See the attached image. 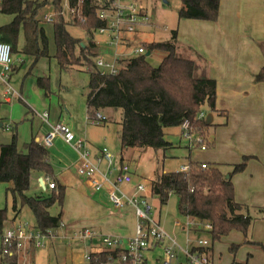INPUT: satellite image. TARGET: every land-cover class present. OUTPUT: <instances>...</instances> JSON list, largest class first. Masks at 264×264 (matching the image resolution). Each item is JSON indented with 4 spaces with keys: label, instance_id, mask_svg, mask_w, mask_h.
<instances>
[{
    "label": "rangeland",
    "instance_id": "obj_1",
    "mask_svg": "<svg viewBox=\"0 0 264 264\" xmlns=\"http://www.w3.org/2000/svg\"><path fill=\"white\" fill-rule=\"evenodd\" d=\"M39 2L46 1L39 8L38 18L43 24L47 39H48V56L40 57L35 62L32 56L23 55L20 53L12 54L15 70L11 76L13 87L20 89L23 86V96L26 92L28 99L22 97L20 101H13L10 104L2 103L0 107V117L2 127H0V143L8 142L10 135L14 130L17 136V147H22L25 141L29 138L43 132L46 127L34 112L40 111L41 103L53 102L52 111L55 114L62 113L65 117L69 113H73L72 119L78 123H82L81 116L85 111V92L87 91L88 70L89 65L85 61H80L74 64L68 71H60L57 60L55 58V42L53 34V22L57 16V9L54 6L53 0H37ZM61 1V15L67 25L68 32L79 38L82 42H87L85 30L80 27L81 20L78 24H73V16L68 9V0ZM141 4L147 5L149 11V19L146 22L138 23L135 26L134 33H129L126 36L121 35L119 38V47H111L107 45V39L102 35L95 34V42L97 43L98 56H102L103 60L110 61L115 54L118 55L117 62L123 61L122 66L126 64V59H129L139 53H135L134 49L138 46H143V43L152 41H165L170 39L171 31L178 30V42L176 43L175 54L194 60L199 66L200 71L206 68L208 74V63L197 51L188 45H184L188 38L194 34L192 26L195 19H178L177 9L180 6V0H140ZM237 3L244 6H255V13L252 16L251 24L255 25V29L264 32V0H237ZM55 16V17H54ZM12 15L0 13V25L6 24L12 20ZM180 40V42H179ZM24 38L22 30L18 38V47L23 45ZM182 42V43H181ZM145 48V47H144ZM76 55L78 49H75ZM97 56V57H98ZM120 56V58H119ZM149 56V61L153 66H156L161 59L158 51H152ZM24 60L20 65L21 60ZM250 64L252 61L245 59L241 64L242 85L246 74H250V70H257L259 64ZM20 67L18 68V66ZM119 65V66H121ZM18 68V70H17ZM17 70V71H16ZM47 77L50 83V93L46 94L43 87L38 83L39 77ZM253 79V75H252ZM2 88V86H0ZM66 89H69L68 91ZM61 90V92H60ZM241 95L233 93L223 102L226 114L215 115L205 104L202 107V113L205 115L204 120L209 124L208 129L203 133L205 142L202 141L197 145V140H201L202 136L198 133H192L189 126L185 127L183 123L180 126L167 127L164 129L165 139L171 143L168 148L162 149H139L134 148L128 150L124 154V161H127L131 166L132 182H142L149 187L156 171H174L180 165H185L188 162V155L192 160L197 162H206L207 164L216 162L220 166L221 171L227 175L233 170V164L243 161V155H248L245 169L234 174L232 180L234 183V197L237 201L246 204L251 216L254 218L250 230L247 234L251 240L259 241L264 244V143L262 138H255V128L261 129L262 115L264 113V82H254L250 84L248 89L243 90ZM60 96L65 98V104L60 100ZM30 101H35L38 106H32ZM2 102V101H1ZM56 106V108H55ZM111 111H103L106 116V122H98L99 125H90L93 133H105L109 136L112 145L105 146L107 150L118 159L119 147L117 146V132L121 133V109L111 108ZM100 111V110H99ZM38 113V112H37ZM40 114L42 112H39ZM48 113V111H47ZM255 113H258L257 119ZM25 116L26 120L16 124V129L12 125V121ZM201 116V115H200ZM228 118V119H227ZM49 122V118H48ZM96 123V124H98ZM105 123V124H104ZM55 124V123H52ZM5 125H12V129L5 131ZM187 132V135H186ZM6 140V141H3ZM206 144V150L199 149L201 144ZM53 148H47L50 156V163L54 172H58L64 166L67 168L68 160H73L77 152L66 143H57ZM53 149V151H51ZM106 167L105 163H101V168ZM42 174L33 172L31 175L30 186L26 191L28 196H46L51 190L43 188L38 181ZM46 179V177H44ZM50 179V178H49ZM51 180V179H50ZM10 183L0 182V208L6 207L8 227L12 222L14 224L28 222L34 224L35 219L31 211L23 206L17 216L14 217L12 210V197L7 187ZM86 197H91V194L83 187L81 188ZM98 200V199H97ZM105 206L110 208V211L123 213L114 208L106 199L101 201ZM153 205V215L161 218V223L164 229L174 236L178 243L189 247L196 246L198 239H205L210 248V258L212 264H230L234 259L236 263H243L247 259L248 253L251 256L247 259V264H264V252L257 246L252 244H243L237 253L233 256L228 247L232 243H242L243 234L238 230H234L229 234L222 236L219 240H212L208 233V221L198 222L190 217H184L178 213L177 198L175 195H170L166 204L161 205L155 197L151 198ZM50 211L54 214L58 211V206L53 205ZM80 211V202L73 196L66 198L63 212L70 217ZM111 211L112 214H114ZM116 217L120 223L116 228L128 230V222L132 216L120 214ZM13 219V221H12ZM76 222H71L74 229L88 225H84V217L75 218ZM179 220L180 224L177 227L173 226V221ZM12 221V222H11ZM121 223L125 224L124 227ZM181 231V236H179ZM134 232V230H133ZM102 234L101 232H98ZM179 233V234H178ZM179 236V237H178ZM90 250V247L77 239H73L71 234L67 235L64 230H57L56 235L44 241V245L38 248H31L27 253H17L18 264H86L83 255ZM162 250L157 248L154 251L146 252L147 264H158L155 260L161 257ZM160 264V263H159Z\"/></svg>",
    "mask_w": 264,
    "mask_h": 264
},
{
    "label": "trees",
    "instance_id": "obj_2",
    "mask_svg": "<svg viewBox=\"0 0 264 264\" xmlns=\"http://www.w3.org/2000/svg\"><path fill=\"white\" fill-rule=\"evenodd\" d=\"M220 0H180L177 9L178 19H195L215 22L219 15ZM57 16L53 22L55 42V58L60 71H68L72 65L81 60L89 65V78L86 93V111L88 119L104 108L121 109L120 158L134 148L165 149L171 143L165 139L164 129L180 126L187 122L193 133L202 136L200 142H205L203 133L209 124L201 117L203 105L215 110L216 81L209 77L206 68L200 71V66L192 59L175 54L177 29L171 31L170 39L143 43L146 53L158 51L160 62L153 66L148 54H138L123 61L117 73L103 74L95 65L99 55L95 50V30L105 26V21L98 18V5L95 0H82L81 14L85 21L80 27L85 30L87 42L72 36L68 30L69 22L61 15V1L53 0ZM46 1L37 0H0V13L12 15L10 22L0 25V43H8L12 54H23L33 57L34 62L40 57L48 56V39L42 23L38 18L39 8ZM76 0H68L70 7ZM78 24L75 16L71 20ZM22 30L24 42L18 47V38ZM75 49H78L76 55ZM120 58V57H119ZM21 62H23L21 60ZM21 65V63H20ZM19 65V67H20ZM18 67V68H19ZM17 68V69H18ZM11 70H15L12 62ZM255 82H264V64L253 74ZM38 83L45 93H50V83L47 77H39ZM21 99V98H20ZM19 99V100H20ZM2 102L0 101V107ZM226 114V110H217ZM1 120V117H0ZM264 137V114L262 121ZM248 155L243 161L233 164V170L226 176L216 162L201 167V162L192 160L188 155L187 171H156L150 183L151 196L166 204L170 195L177 198L178 213L198 222L208 221L207 230L212 240L238 230L243 234L242 243H232L228 247L234 256L243 244H252L264 252V244L251 240L247 234L253 222L250 209L246 204L237 202L234 197L232 176L242 172L247 164ZM38 172L43 177L54 181V188L46 196H28L31 175ZM0 182L10 183L7 191L12 197L14 217L23 206L27 207L34 216L35 227L42 233L48 229H56L62 220V208L65 185L61 184L54 175L47 147L39 141L31 139L17 147V136L13 132L8 143H0ZM58 206L56 214L50 208ZM7 220L6 207L0 208V236ZM71 224H64V233L71 232ZM209 246L198 248L200 251H210ZM195 249V248H194ZM107 253L98 254L105 259ZM210 256V253H209ZM251 256L250 253L247 255ZM247 259L243 263L247 264ZM0 264H18L17 255H2Z\"/></svg>",
    "mask_w": 264,
    "mask_h": 264
},
{
    "label": "built area",
    "instance_id": "obj_3",
    "mask_svg": "<svg viewBox=\"0 0 264 264\" xmlns=\"http://www.w3.org/2000/svg\"><path fill=\"white\" fill-rule=\"evenodd\" d=\"M167 1L163 0V2ZM95 3L98 5L96 12L98 18L106 24L96 28L95 34L106 38L107 45L111 47H119L118 41L121 35L134 33L138 23L142 24L149 19L145 5L141 4L140 0H95ZM81 6L82 0H76L74 6L68 5V9L74 15L73 17L76 16L84 22L85 17L81 14ZM134 52L144 54L146 50L140 45L134 49ZM117 58L118 55L115 54L113 58L110 57V61H107L103 60L102 56H98L95 58V65L103 74L117 73L120 68ZM12 62L10 45L0 43V83L3 88L2 97L7 101L14 98L13 96L18 97V93L9 83ZM41 117L47 120V113L43 112ZM104 119L101 112L97 111L92 118H89V122L96 124ZM184 126L187 127L188 124L185 123ZM56 136H61L77 152L78 162L75 172L87 181L90 189L93 191L106 189L107 198L114 208L126 211L130 209L135 216L134 232L130 237L100 234L85 226L78 229L72 227L71 237L90 247V250L83 255L86 264H147L146 252L157 248L162 250L160 264H212L209 253L198 249L208 245L205 239H198L194 247L181 245L160 225L158 217H155L152 212L150 186L147 187L139 182L130 191L124 188L132 184L131 166L127 161L115 160V156L105 147L93 155L87 141L77 137L64 122L51 125L39 142L49 148L53 145ZM206 148L205 143L199 146L201 150ZM101 163L106 164L104 169L101 168ZM201 167L206 168L207 163L201 162ZM188 168L185 164L178 170L187 171ZM42 182L48 189L54 188V181L48 177L42 179ZM64 224L61 221L58 228L48 229L42 233L34 224L12 222L8 227L3 228L0 236L1 254L4 256L27 253L31 248L42 247L46 239L56 235L57 230H63ZM179 224V220L173 221L174 226ZM207 226L209 229L210 224L207 223ZM102 252L107 253L105 259L98 256Z\"/></svg>",
    "mask_w": 264,
    "mask_h": 264
},
{
    "label": "crops",
    "instance_id": "obj_4",
    "mask_svg": "<svg viewBox=\"0 0 264 264\" xmlns=\"http://www.w3.org/2000/svg\"><path fill=\"white\" fill-rule=\"evenodd\" d=\"M147 8L148 6L145 5L146 12L149 13V11H147ZM254 13H255V6L254 7L252 5L244 6L242 4L237 3V0H220L219 15L217 20L215 22L206 21V20H194L195 22L192 26L194 34H192L190 38H188L185 42H183L184 45L193 47L197 51V53H199L208 63V75L209 77L213 78L216 81L215 110H211L210 108L209 109L217 116L221 114L217 110L226 109L225 108L226 105L222 103L224 101L223 99L227 98L233 93H239L241 95H244L242 94L243 90L248 89V86L250 84H254L255 82L254 79H252V75L255 72H257L260 66L264 64V32L256 30L255 25L250 23ZM177 36H178V30H177ZM177 41H178V37H177ZM255 57L257 58L256 64H259V66L256 71L255 68H252L250 70V74L245 73L247 77L244 78L243 80L244 85H242V79H241L242 74H241L240 66L245 59L251 60L252 62L250 64L255 65ZM22 61L24 62L23 59ZM23 62H21V65L23 64ZM13 72L14 71H12L10 74L9 83L12 86V88L18 93V97L13 96L14 98L7 101L2 97L3 88H0V101H2V103L10 104L13 101L17 102L22 100V97L29 100L25 91H24L25 95L23 96L22 84L19 90L13 87L11 83V76ZM0 86H2L1 83ZM66 90L68 91L69 89ZM86 93L87 91L84 94L85 111L81 115L83 116L81 117V119L83 120L82 123H78L77 121H74L72 119L73 113H69L68 116L66 117L62 113L55 114L54 111H52V107H54L53 102H48V103L40 102L39 107L43 109L37 111L38 113L32 109V112H34L42 121H44L46 127L43 128L44 130L42 133L36 134L33 137L31 135L28 141H30L31 139H35L39 141L42 138V136H44L48 132L51 125H53L52 123L64 122L70 127V129L75 133L77 137L83 138L84 140L87 141L88 147L93 155L97 154L98 150L101 149L102 147L110 146L109 143L112 145L109 136L106 135V132L100 134H95L92 132L90 125L96 126L99 125L100 123L94 124L89 122L86 111ZM60 100L65 104L64 101L65 98H62L60 96ZM30 102L32 106L34 107L38 106L35 101H30ZM110 109L111 108H104L100 110L101 114L105 117V119L102 120L101 123L103 121L106 122L107 119L103 111H111ZM39 112L42 113L46 112L49 118V122H48V118L47 120H43L41 117L42 113L40 114ZM257 114L258 113H255L256 119L258 116ZM204 115H205L204 113H201V117H203ZM120 116H122L121 112H120ZM25 120H26L25 116H21L16 120L12 121V125L15 124L13 129L14 128L16 129V124H19L20 122H23ZM262 121H263V115H262ZM255 123H256L255 138L261 137L263 141L262 143H264L262 127L259 130V128H257V121H255ZM12 125L11 126L5 125L4 126L5 131L12 129ZM0 127H2V120H0ZM10 131L15 132L14 130H10ZM11 135H10V140H11ZM116 138H117L116 140L117 146L120 148V133L117 132ZM10 140L8 142H10ZM28 141H25L24 143ZM8 142H2V143H8ZM57 143H66V142L63 140L61 136H56L51 148L57 146L56 145ZM21 148L22 147L20 148L18 147V149ZM51 151H53V149H51ZM116 157L117 156H115V160ZM119 158H120V154L118 155V159ZM77 162H78V156L76 155V157L73 160L70 161L68 160L66 169H64L65 167L64 166L58 172L56 173L54 172V175L58 179V181L61 184L65 185V194H64V201L62 208L63 222L67 224H73L71 222L74 221L76 222L75 218L84 217L83 220L84 225L93 227V229H95L98 232H101L102 234H113L120 237H130L133 234L134 225H135V216L132 213V210L127 209L126 212L122 211L124 215L131 214L132 216L131 220L128 222L129 223L128 230H122L120 229V227L116 228V225L120 226V223L119 224L116 223V221H118L116 219L120 217L119 216L120 214L123 213H116L111 210L114 213L112 214L110 208L105 206L104 203L101 202L104 199H106L109 202L106 194V189H101L99 191L91 190L87 181L76 174L75 168ZM41 179H44L43 175L39 177L38 181L40 182ZM135 184L136 183L132 182V184L124 186V188L130 191L132 190ZM45 187L46 186H44V188ZM82 187L91 194L90 198L86 197L83 194V191H81ZM69 196L75 197L80 202V211L72 215V217H70L68 214H65L63 212L64 205L66 203V198ZM159 221H160V225L163 227L161 223V218H159ZM7 222L8 220H6L5 225L7 224ZM121 225L124 227L125 224L121 223ZM179 236H181V231ZM161 257H162V253H161ZM161 257L160 258L158 257L155 260L158 264L160 263ZM232 262L230 264H232Z\"/></svg>",
    "mask_w": 264,
    "mask_h": 264
},
{
    "label": "water",
    "instance_id": "obj_5",
    "mask_svg": "<svg viewBox=\"0 0 264 264\" xmlns=\"http://www.w3.org/2000/svg\"><path fill=\"white\" fill-rule=\"evenodd\" d=\"M146 54H148V52H147ZM226 176H228V174H227ZM40 184H41V186L44 188V185H43L42 179L40 180Z\"/></svg>",
    "mask_w": 264,
    "mask_h": 264
}]
</instances>
